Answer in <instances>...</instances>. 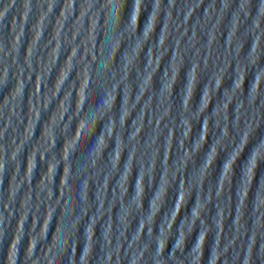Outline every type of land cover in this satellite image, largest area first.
Segmentation results:
<instances>
[{"label":"water","instance_id":"95a60500","mask_svg":"<svg viewBox=\"0 0 264 264\" xmlns=\"http://www.w3.org/2000/svg\"><path fill=\"white\" fill-rule=\"evenodd\" d=\"M208 0H0V264H148Z\"/></svg>","mask_w":264,"mask_h":264}]
</instances>
